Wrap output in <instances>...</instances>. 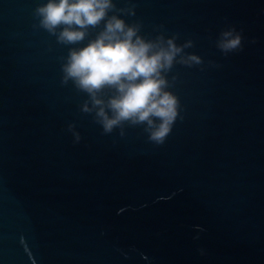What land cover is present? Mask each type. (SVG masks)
Listing matches in <instances>:
<instances>
[{
  "label": "water",
  "instance_id": "95a60500",
  "mask_svg": "<svg viewBox=\"0 0 264 264\" xmlns=\"http://www.w3.org/2000/svg\"><path fill=\"white\" fill-rule=\"evenodd\" d=\"M41 2L0 0V264H264V0H115L201 57L166 74L180 105L162 143L81 110L61 64L87 37L57 41Z\"/></svg>",
  "mask_w": 264,
  "mask_h": 264
},
{
  "label": "clouds",
  "instance_id": "9594fccd",
  "mask_svg": "<svg viewBox=\"0 0 264 264\" xmlns=\"http://www.w3.org/2000/svg\"><path fill=\"white\" fill-rule=\"evenodd\" d=\"M115 0H42L34 9L41 27L68 49L61 64L62 82L72 83L87 97L81 110L93 114L104 132L114 127L142 124L148 139L162 143L179 114V98L167 77L175 63H199L194 52L184 53L191 40L177 43L176 34L148 37L141 25L128 21ZM134 15L135 8L127 10ZM102 25V26H100ZM100 26V27H98ZM94 36L89 35L97 28ZM241 31L222 28L216 46L225 54L242 47ZM72 128V124H69ZM75 140L80 139L74 131Z\"/></svg>",
  "mask_w": 264,
  "mask_h": 264
}]
</instances>
